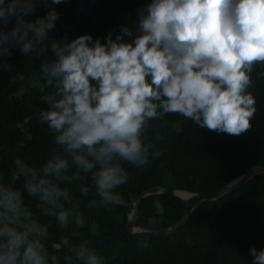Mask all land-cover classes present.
<instances>
[{"label": "clouds", "instance_id": "clouds-1", "mask_svg": "<svg viewBox=\"0 0 264 264\" xmlns=\"http://www.w3.org/2000/svg\"><path fill=\"white\" fill-rule=\"evenodd\" d=\"M38 2L47 6L49 0H0V69L9 67L3 58L13 47L38 59L51 53L13 95L30 89L40 95L45 107L37 120L55 145L40 166L16 157L10 179L0 174V264H60L56 253L64 249V264H100L82 239L85 217L76 193L98 197L88 208L124 205L116 191L129 180L123 165L142 168L150 155H160L145 139L150 121L174 114L218 134L251 130L256 101L248 89L254 68L264 65V0H151L139 10L134 29L121 26L104 42L89 34L70 42L50 39L59 18L55 10L25 19ZM12 18L14 25L4 31ZM32 120L25 116L16 127L25 132ZM172 127L182 131L179 123ZM25 195L68 232L52 252L45 243L48 226ZM154 207L163 213L159 200ZM88 231L98 234L94 221ZM249 253L251 264H264V249Z\"/></svg>", "mask_w": 264, "mask_h": 264}, {"label": "trees", "instance_id": "trees-1", "mask_svg": "<svg viewBox=\"0 0 264 264\" xmlns=\"http://www.w3.org/2000/svg\"><path fill=\"white\" fill-rule=\"evenodd\" d=\"M151 0H63L58 5L47 6L38 2L33 14L26 20L44 17L52 9L58 13L55 27L49 31L53 40L66 39L89 34L93 39L104 42L111 33L113 38L121 26L135 28L138 12ZM15 19L4 27L8 31ZM11 56L3 60L9 66L0 69V174L5 181L10 179L16 157L40 166L55 147L53 135L46 125L38 123L37 116L44 108L40 95L33 89L20 98L13 94L27 83V77L39 71L42 60L51 56L46 53L41 58L26 57L18 47L11 49ZM23 75L26 79L20 81ZM252 86L248 91L254 96L256 113L251 120V130L242 136H232L207 128H200L192 121L178 115H167L163 121H150L146 141L155 144L160 155L149 156V163L142 168L124 164L129 180L116 191L125 200L124 205H109L104 208L97 204L88 208L91 193L81 196L80 209L85 217L82 239L96 241L117 232L127 220V204L131 206L144 190L161 186L201 193L218 189L251 166H264V65L257 64L252 74ZM12 99L9 100V96ZM33 120L25 125L22 132L16 127L25 116ZM179 123L182 131L177 134L173 124ZM30 132L32 139L26 140ZM157 136L161 139H157ZM21 143L23 147H19ZM16 181L15 186L20 187ZM159 200L164 207L162 214L155 211L154 201ZM25 203L48 226L50 233L68 236L58 223L43 216L35 207V201L25 195ZM186 221L168 235H147L135 233L122 236L118 240L98 248H91L99 257L100 264H251L253 257L249 249H264V173L257 174L236 190L216 200L191 203ZM184 213V205L179 198L168 193H154L140 199L135 212L134 225L146 230L167 227L176 222ZM155 222L149 223V218ZM95 222L98 234L92 235L88 225ZM49 251L54 250L50 239L45 241ZM64 249L56 254L60 264H64ZM78 264V262H77Z\"/></svg>", "mask_w": 264, "mask_h": 264}, {"label": "water", "instance_id": "water-1", "mask_svg": "<svg viewBox=\"0 0 264 264\" xmlns=\"http://www.w3.org/2000/svg\"><path fill=\"white\" fill-rule=\"evenodd\" d=\"M260 173H264V166H251V167L245 169L243 172H241L239 175H237L236 177H234L230 181H228L227 183L221 185L218 189L209 190V191H205V192H201V193L189 192V191L180 190V189H167V188H163L161 186H154V187L148 188V189L142 191L136 197V199L133 201L131 206L129 204H127L126 210L128 211V207H131V209L127 213V220H126L125 224L123 225V227L121 229H119L117 232H115L111 235H108L106 237H103L99 240L89 241L90 247L91 248H98V247H101L103 245H107L109 243H112V242L118 240L119 238H121L122 236H130V235H133L135 233H144L147 235H168L171 232H173L174 230H176L179 226H181L186 221L188 213H189V209H188L189 204L195 203V202L216 200V199L222 198L225 195H227V194L231 193L232 191L236 190L237 188H239L241 185H243L246 181L251 179L253 176L260 174ZM176 191H183L185 193V197L180 198L175 193ZM154 193H168V194H171V195L178 197L180 202L183 203V205H184V213L181 215V217L176 222H174L173 224H171L167 227L154 229V230H146V229L139 228L136 225H134V218H135V212L137 209V205H138L141 198H143L144 196L150 195V194H154ZM133 228H138V229H140V231L134 233L132 231ZM60 237H61L60 235L49 232L48 239L52 240L53 242L58 243Z\"/></svg>", "mask_w": 264, "mask_h": 264}, {"label": "bare ground", "instance_id": "bare-ground-1", "mask_svg": "<svg viewBox=\"0 0 264 264\" xmlns=\"http://www.w3.org/2000/svg\"><path fill=\"white\" fill-rule=\"evenodd\" d=\"M180 198H184L185 197V193L183 191H176L175 192Z\"/></svg>", "mask_w": 264, "mask_h": 264}]
</instances>
